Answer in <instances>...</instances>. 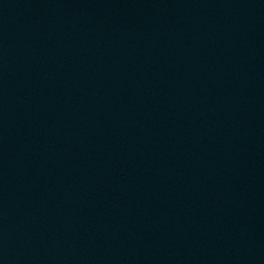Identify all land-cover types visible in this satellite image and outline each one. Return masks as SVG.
<instances>
[{"label":"water","instance_id":"water-1","mask_svg":"<svg viewBox=\"0 0 264 264\" xmlns=\"http://www.w3.org/2000/svg\"><path fill=\"white\" fill-rule=\"evenodd\" d=\"M0 264H264V0H0Z\"/></svg>","mask_w":264,"mask_h":264}]
</instances>
